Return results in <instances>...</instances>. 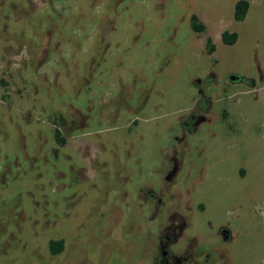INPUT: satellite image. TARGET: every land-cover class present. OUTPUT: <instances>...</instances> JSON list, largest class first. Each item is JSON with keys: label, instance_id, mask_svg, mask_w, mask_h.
I'll return each instance as SVG.
<instances>
[{"label": "rangeland", "instance_id": "obj_1", "mask_svg": "<svg viewBox=\"0 0 264 264\" xmlns=\"http://www.w3.org/2000/svg\"><path fill=\"white\" fill-rule=\"evenodd\" d=\"M237 1L0 0V264H158L175 210L182 264H264V0Z\"/></svg>", "mask_w": 264, "mask_h": 264}, {"label": "flooded vegetation", "instance_id": "obj_2", "mask_svg": "<svg viewBox=\"0 0 264 264\" xmlns=\"http://www.w3.org/2000/svg\"><path fill=\"white\" fill-rule=\"evenodd\" d=\"M193 119L199 118V122H205L206 117H202V114H190ZM196 121V123H199ZM194 123V121H193ZM199 123V124H200ZM198 124V125H199ZM197 125V126H198ZM195 130V129H194ZM171 166L169 170L167 171V180L174 174L178 172V162L175 159L170 160ZM142 197V190L140 192ZM142 199V198H141ZM170 218L172 219L169 224H166L163 230L159 233L156 243L154 246V249L156 251L157 255V263L158 264H182L183 260H185L184 256L180 257L176 253L172 252L171 247L173 243H177L178 240L181 238L185 228H186V222L185 219L179 215L177 210L173 211L170 215ZM224 239H228L227 236H224ZM187 253V252H186ZM185 254V253H184ZM222 255L219 256V259L217 258V261L214 263L210 262L208 260H205L203 264H221L222 258H220ZM206 257V255H205ZM207 259V258H206Z\"/></svg>", "mask_w": 264, "mask_h": 264}, {"label": "trees", "instance_id": "obj_3", "mask_svg": "<svg viewBox=\"0 0 264 264\" xmlns=\"http://www.w3.org/2000/svg\"><path fill=\"white\" fill-rule=\"evenodd\" d=\"M249 9V2L246 0H239L234 5V15L233 18L235 21H243L246 17L247 11ZM190 26L193 31L199 33L204 30V25L202 23H199L197 20V17L195 15H191L190 17ZM221 40L226 45H233L237 40V34L236 33H229L227 31L223 32L221 34ZM208 46V53H211L213 51V47L209 46V40L207 41ZM199 109L202 111V117H205V115L210 110V103L209 99L206 97H201L198 100ZM194 121V123H193ZM199 118H196L195 120L190 115L187 119L180 121V128L183 131H187L189 133L193 132L194 129H196L197 125L200 123ZM55 139L58 143H63V139L60 136V133L56 130L55 131ZM49 252L52 255H57L61 253L64 249V242L62 240H52L48 244Z\"/></svg>", "mask_w": 264, "mask_h": 264}, {"label": "water", "instance_id": "obj_4", "mask_svg": "<svg viewBox=\"0 0 264 264\" xmlns=\"http://www.w3.org/2000/svg\"><path fill=\"white\" fill-rule=\"evenodd\" d=\"M233 79V78H232Z\"/></svg>", "mask_w": 264, "mask_h": 264}]
</instances>
